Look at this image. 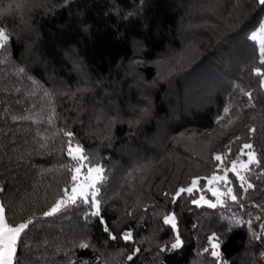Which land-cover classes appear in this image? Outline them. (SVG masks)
Instances as JSON below:
<instances>
[{"label": "trees", "instance_id": "obj_1", "mask_svg": "<svg viewBox=\"0 0 264 264\" xmlns=\"http://www.w3.org/2000/svg\"><path fill=\"white\" fill-rule=\"evenodd\" d=\"M262 20L258 0H0L10 37L0 49V202L9 222L33 219L14 264H264V77L254 72L264 64L249 39ZM64 131L86 165L104 169L98 199L114 241L99 218L85 220L87 206L43 216L71 188ZM245 143L260 164L241 188L224 169L247 160ZM216 175L237 201L192 204L215 200ZM172 214L176 229L163 223ZM82 241L90 248L72 247Z\"/></svg>", "mask_w": 264, "mask_h": 264}, {"label": "snow or ice", "instance_id": "obj_2", "mask_svg": "<svg viewBox=\"0 0 264 264\" xmlns=\"http://www.w3.org/2000/svg\"><path fill=\"white\" fill-rule=\"evenodd\" d=\"M142 2V0H141ZM259 4L264 5V0H258ZM264 33V20L261 21L259 24V27L256 31H253L249 37L252 41H257L258 34ZM9 35L5 33L2 29H0V49H3L8 43H9ZM260 63L264 64V40L260 41ZM254 72L257 76L264 77V72H261L259 68L254 69ZM24 69L19 68L18 69V75L23 74ZM34 87L32 91L28 93L29 97L36 94V90L40 87L36 84L35 81L32 82ZM261 87H264V81L261 82ZM43 97L46 100H51L52 96L47 91L44 90L42 93ZM251 100L252 93L248 92L245 93ZM225 113L227 114L229 109H224ZM13 119H22V117H13ZM48 122H52V117L48 118ZM254 131V129H253ZM63 136L68 137V147H67V156L71 158V160L74 162L71 167L64 166L67 168L68 171L73 173L71 176V188L69 190L68 187H65L63 189V195L60 196L54 204L51 205V207L43 213L44 217H54L58 213L64 212L65 214H71L73 210L80 209L83 206H87L88 209H91L90 212H86L85 214V220L89 219L90 217H96L99 218V223L103 226V231L105 233H109L111 240H116L117 237L115 235L110 234L109 226L104 221V217L101 214L100 208H101V200L98 199L100 195L101 187L103 186V183L106 180V177L104 175V169L97 165H91V162L89 161V165H86L84 161L88 160V157L84 154V150L81 145L76 144L75 147H73L72 144V137L73 133L70 131H64L62 132ZM37 136L40 137L41 134L37 132ZM39 142V141H38ZM46 146L45 142H40V147L43 148ZM253 148V145L250 143H245L242 145V148L240 149V155H246L247 161L244 162L240 167H242L245 171L249 170L250 165H257L259 166L260 160L257 159L256 153L254 151H251ZM245 150H249L245 152ZM22 158V157H19ZM2 159V157H0ZM215 159L217 161H221L222 157L220 155H216ZM238 161L239 157H237V160H233L231 162V168L230 169H224L225 172L231 171L235 176L239 179L241 182V188H243L245 183V176L241 174V171L238 168ZM86 169V176H85V183L81 184L79 183L81 179V172L82 170ZM92 173H95V176H92ZM213 180L216 179H222L227 180V177H213ZM212 181H209L211 183ZM197 181L192 182V187H189L187 189L180 188L175 196L173 197V202L177 200V198L180 197L181 193H193V189L196 186ZM99 185V186H98ZM248 188H253L254 185L251 183L247 184ZM0 191H3L2 188H0ZM212 195L215 197H220L222 195L224 196H230L231 200L233 202L237 201V196L232 194V188H226L223 193H221L218 190H211ZM206 204L209 208H216L217 204L213 203L211 200H206L203 195L199 197V199H193L191 201L194 205H201V203ZM223 203V201H221ZM131 215V213H128ZM176 216L175 214H172L171 216H165L163 223L166 225H171L172 229H176L177 225L175 223ZM33 224V219H28L25 222H9V220L5 217V206L0 203V264H14L15 258L17 256V247L18 243L21 241L22 234L25 233V230L29 228L30 225ZM122 239L125 242H130L133 239L132 232H124L122 235ZM212 238H210L211 240ZM183 244V241L179 238V234L177 232L176 241L175 243L171 244V249L175 250L179 247H181ZM26 246V245H25ZM73 248H79V249H89L90 244L86 241H82L79 243H74L72 245ZM220 245L212 244L213 249H219ZM141 249L137 246L134 248L133 254L127 256V260L131 261L133 260V256L136 253H139ZM161 251H164V249H161ZM208 249L205 248V252H207ZM212 257L219 259L220 258V252L218 250H213L211 252ZM70 264H76V262L70 261ZM80 264H89L87 260H81Z\"/></svg>", "mask_w": 264, "mask_h": 264}, {"label": "rangeland", "instance_id": "obj_3", "mask_svg": "<svg viewBox=\"0 0 264 264\" xmlns=\"http://www.w3.org/2000/svg\"><path fill=\"white\" fill-rule=\"evenodd\" d=\"M262 40H264V33H259L258 34V38H257V41H256V43L258 44V47H259V49H260V41H262ZM73 147H75V146H73ZM247 157V156H246ZM247 161V160H246ZM245 160H243V159H239V161H238V168H239V170L241 171V174H243L244 175V173L246 172L242 167H240L244 162H246ZM84 163H85V161H84ZM86 164V163H85ZM80 176H81V179H80V181H79V183H81V184H83V183H85V176H86V169L85 170H82V172H81V174H80ZM92 176H95V173H92ZM224 176H226V175H223V176H221V175H216L215 177H224ZM227 177V176H226ZM213 178V177H212ZM209 179L208 180V190H209V192H210V194L212 195V191L211 190H218V191H220L221 193H223L224 191H225V189L226 188H231V186L229 185V179H228V177H227V180H222V179H216V180H213V179ZM209 181H212L211 183H209ZM225 185V186H224ZM194 189H197V183H196V186H195V188ZM193 189V190H194ZM204 196V195H203ZM205 197V196H204ZM212 197L215 199L214 201H212L213 203H215V204H222L221 203V201H223L224 202V198H225V196L224 195H222V196H220V197H215V196H213L212 195ZM205 199L206 200H208L206 197H205ZM1 203V202H0ZM201 205H206V204H204L203 202L201 203ZM175 223H176V220H175ZM212 244H217V241H215L214 239L212 240ZM213 250H218L219 251V249H213Z\"/></svg>", "mask_w": 264, "mask_h": 264}]
</instances>
